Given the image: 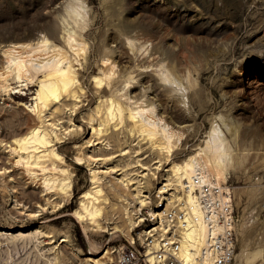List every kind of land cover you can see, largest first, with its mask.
Returning <instances> with one entry per match:
<instances>
[{"label": "rangeland", "instance_id": "374dc122", "mask_svg": "<svg viewBox=\"0 0 264 264\" xmlns=\"http://www.w3.org/2000/svg\"><path fill=\"white\" fill-rule=\"evenodd\" d=\"M84 2L87 25L82 35L88 52L81 57L77 55L80 62H76V54L63 45L74 55L71 57L78 64L76 67L83 72L79 96H62L42 114H37L33 106L39 78L20 87L12 83L14 87L9 93L0 90V225L13 227L0 228V264H118L117 257L114 261L98 258L104 257L109 247L119 250L128 239L113 225L126 218V207L133 211L137 201L129 191L138 178L151 193L152 201L143 208L146 219L133 230L132 236L141 234L143 227L156 226L150 209L160 203V181L169 163L152 141L138 131H131L129 121L121 127L109 125L106 132L94 131L90 117L99 120L98 104L106 97L102 93L104 85L94 82V75L102 66L101 54L112 53L111 57L119 59L114 75L116 82L106 85L109 91L116 88L118 93L126 90L130 93V89L132 94L141 96L142 93L154 100L156 111L160 110L159 114H164L170 125L189 124L191 131L186 132L184 146L177 150L175 158L186 155L203 138L212 115L227 111L239 128L238 151L244 147L250 151L239 169L230 173V183L237 187V193L240 189H249L239 195L242 194L243 200L248 198L253 207L263 197L258 192L260 188L245 184L242 179L247 172L264 169V0ZM65 3L66 0H0V65L5 60L6 45L3 44L8 41H25L45 32L54 42L63 44L60 13ZM171 67L178 68L180 74L191 72L194 86L190 85L186 93L188 104L182 101L181 94L175 96L167 89L168 85L183 87L187 83L166 79L173 75L167 70ZM129 74L133 81L127 83L124 75ZM16 88L21 91L16 92ZM26 117L37 120L42 117L39 121L50 129L52 143L64 158L55 160V165L48 161L47 170L53 167L55 171L65 168L71 172L74 188L69 199L65 200L64 193H43L39 178H28L21 168L23 164L15 163L9 144ZM78 155L83 156L81 163L76 162ZM141 162H146L147 167H142ZM93 172L100 176V185L107 197L100 226L89 219H79L75 213L83 191L93 184ZM61 199L62 205H52ZM23 224H29L28 228H19ZM246 234L241 238L242 247L247 242L250 247L263 246L262 238L256 235L251 241V232Z\"/></svg>", "mask_w": 264, "mask_h": 264}, {"label": "bare ground", "instance_id": "6f19581e", "mask_svg": "<svg viewBox=\"0 0 264 264\" xmlns=\"http://www.w3.org/2000/svg\"><path fill=\"white\" fill-rule=\"evenodd\" d=\"M84 9V0H66L64 11L62 10L63 12L60 13V16L63 18V25H61L62 28L60 30L63 39L61 40L60 38V40L63 44L54 42L51 36L45 32H41L31 39L29 37L28 40L25 41H17L18 39H16V41H8L3 44V46L6 45V47L3 49L5 60H3L2 65H0V90L9 93L14 87L11 86L12 83H18L17 86L20 87V85H27L29 81H34L35 78H39V87L34 95L35 104L33 106L34 110L37 108V114H39L38 112L42 114L41 112L44 109L46 110V108L53 102L60 100L62 96H79V89L82 88L79 80L83 76V72L79 70V67H76L78 64L75 63L71 57L74 55H70L69 49H66L64 46H69L68 48L72 50L73 54H76V56H74V59L76 58L77 60L76 62H78V60L80 62V59L79 57L77 58V55L80 57L81 55H85L87 51V44L82 35V31L84 28H86L87 22L85 21L86 11ZM54 30H56V27ZM130 30L133 29L130 28ZM28 36H26V38ZM78 38H80V40H78ZM127 39L129 38L127 37ZM155 52H159V50H156ZM111 55L108 53L105 55L101 54L102 66L100 67V72L94 75L95 84L98 86L104 85L102 93H104L106 97L103 99L102 104H98V114L101 111L99 120L97 119L95 121V117L90 115V122L96 133H102L108 130L109 125L121 127L125 121H129L131 124V131H138L145 139L148 138L150 141H152V144L157 146L168 160L167 162L169 163V167L162 175V179L160 181V183H162L158 194L160 197V203L158 201V207H152V209H150L151 215L153 218H156V221L154 222L156 226H154L152 230H155L156 233H163L164 226L162 222L164 211L172 206L176 201L183 199L192 200L193 198L190 190H186V188H184V184L187 179L191 181L194 174L204 173L211 175L216 182L224 183L228 180L231 172L239 169L243 158L250 151L246 149V147L238 151V146L236 143L239 142V128L237 127V124L234 123L229 113L226 111L212 115L210 118V127L206 130L203 138L199 140V142H197L186 155L175 158L174 155L177 150L183 148L184 140L188 135L186 132L189 130L191 131V127H189V124H181L177 125V127L170 125L169 121L163 118L164 114L162 116L158 112L160 110L156 111V106L153 104L154 100L151 98H145L142 93L141 96L140 94L137 95V93L132 94V89H130V93L128 90L118 93L119 89L116 88L109 91L106 85L112 86L116 82L117 77L114 75L117 72L116 65H118L117 61L119 60L116 57H111ZM158 61L160 60L158 59ZM181 69L183 68H180V70ZM167 70L169 73L173 74L171 77H166V79L168 78L171 82H177L181 84L186 80L187 83L184 82L183 87L168 85L167 87L169 88L167 89H170L172 92H174V95L176 93L181 94L182 101L185 104H188V96L186 93L190 88L189 86L193 84L191 72L180 74V72H178V68L176 67H171ZM130 74L128 77L124 75L126 78L125 81L127 80V83H129V81H133L131 80L132 76ZM40 75L42 77H40ZM165 76L163 77V80ZM119 79H121V77ZM110 88L111 87H109V89ZM15 91L18 92L21 90L16 88ZM123 95L125 97H123ZM124 102H127V104L124 105ZM16 113L17 112H15V115ZM18 116L16 117L18 118ZM38 117L40 116L38 115ZM9 119H11V117ZM40 119L37 120L32 117H26L24 123L14 131L12 135L13 138L9 144L11 152L14 155V161L16 164H23L21 168L25 175H28V178H31L32 180H38L37 178H39L40 188L43 193L46 192L48 194L50 191H54V193H64L65 200L66 198L69 199L74 188L71 172H67L65 168L60 170L62 172L55 171L53 167H50L51 170H47L48 161L55 165V160H63L64 156L57 150L55 143H52V133H50V129L47 130V127V129L43 127V121L41 123V121H39ZM82 161L83 156L78 155L76 162L81 163ZM145 163L141 162L140 165L142 167H147V163L146 165ZM148 165L150 166V164ZM153 174L156 175L155 172ZM99 177L100 176H97V174L93 172V184H91V187L83 191L80 204L75 208V213L79 219H89L100 226L99 219L103 215V211H106L103 210V202L107 199V197L105 196L106 193H104L103 188L100 185ZM135 180L136 179H134V181ZM136 183V185L133 183V190L129 191L137 201L133 207V211L130 212V209L126 207V212H128L126 218L121 223L117 222L113 225V228L122 231L128 236V239L130 240L132 239L133 230L140 226L146 219L143 208L148 206L152 201V199L149 198L151 193L148 192L147 188L143 184V181L138 178ZM128 185H130V183H128ZM236 188L237 187H235V192L237 195H239L241 192H247L248 189H240V193H237ZM253 188L255 189L256 187ZM169 189L174 190L170 192ZM256 190L254 193L257 192ZM166 191L170 193L168 195L162 194ZM252 198H255V196ZM63 203L61 199L60 202H52V205L57 207V205H62ZM28 225L23 224L19 228L27 229ZM0 228L3 230L13 229L12 226L2 225H0ZM140 232L141 235L143 233H148V227H143ZM197 241L200 240L197 239ZM186 244V240H184L182 247H186ZM116 251H118L117 248H113V246L109 247L106 250L104 257L102 256V258H98V260L110 259L114 261L118 256V253L113 255V253ZM183 251L184 250L182 249V253ZM261 252L262 244H257L255 247H250L248 242L245 243L243 248L237 253V264H255L260 258Z\"/></svg>", "mask_w": 264, "mask_h": 264}, {"label": "built area", "instance_id": "2783aa9c", "mask_svg": "<svg viewBox=\"0 0 264 264\" xmlns=\"http://www.w3.org/2000/svg\"><path fill=\"white\" fill-rule=\"evenodd\" d=\"M242 180L260 188L258 206L236 194L230 175L218 183L209 174H194L184 184L192 200L176 201L164 211L163 233L149 226L148 233L124 241L118 264H235L241 238L249 231L251 241L256 235L263 240L255 264H264V169L247 172Z\"/></svg>", "mask_w": 264, "mask_h": 264}]
</instances>
